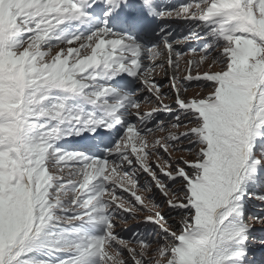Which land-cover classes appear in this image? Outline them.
<instances>
[{"label": "snow or ice", "instance_id": "1", "mask_svg": "<svg viewBox=\"0 0 264 264\" xmlns=\"http://www.w3.org/2000/svg\"><path fill=\"white\" fill-rule=\"evenodd\" d=\"M257 201L264 0H0V264H255Z\"/></svg>", "mask_w": 264, "mask_h": 264}, {"label": "rangeland", "instance_id": "2", "mask_svg": "<svg viewBox=\"0 0 264 264\" xmlns=\"http://www.w3.org/2000/svg\"><path fill=\"white\" fill-rule=\"evenodd\" d=\"M181 64L183 66V61L181 62ZM205 69H206V66H205ZM154 77H155V80L157 82L161 81L163 84L162 93L165 94L164 96H162L163 102L164 103H172L173 97L169 93V90L167 87L168 80H167L164 72H162V71L156 72L154 74ZM206 90L207 89H205V91ZM196 91H199V89L192 87L189 89L188 95H191L193 92H196ZM150 106H152V105H146L145 107H150ZM158 119L167 122V121L171 120V117L161 114L158 117ZM181 130H183V129H181ZM155 135L159 136V135H163V134L157 132V133H155ZM173 155L178 156V155H182V153H174ZM140 180L143 181L144 177L141 176ZM156 199L158 201L161 199L158 193L156 194ZM262 208H264V205H261L258 201L253 202L250 206V211L247 213L246 218H250L251 215H253V214H264L261 212ZM165 214L170 216L169 211L167 209H165ZM172 218H175V217H172ZM145 229L148 233H150L153 236V238L155 237V231L152 228H150V227L146 228V226L144 224H142V223L138 224L136 220L129 219L126 223H124V222H118L117 223V232L120 235L124 236L125 238H131L132 234L134 232H136L137 230L144 231ZM257 229H259L258 225H257ZM261 239H264V235H262L259 231L255 232L253 234V238L250 239V247H252V252L250 253V256L254 259L255 264H260L262 254H264V248L259 247Z\"/></svg>", "mask_w": 264, "mask_h": 264}, {"label": "trees", "instance_id": "3", "mask_svg": "<svg viewBox=\"0 0 264 264\" xmlns=\"http://www.w3.org/2000/svg\"><path fill=\"white\" fill-rule=\"evenodd\" d=\"M172 214V213H171Z\"/></svg>", "mask_w": 264, "mask_h": 264}]
</instances>
